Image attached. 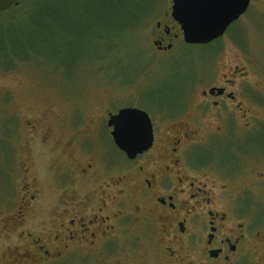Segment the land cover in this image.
I'll return each instance as SVG.
<instances>
[{
	"label": "flooded vegetation",
	"instance_id": "1",
	"mask_svg": "<svg viewBox=\"0 0 264 264\" xmlns=\"http://www.w3.org/2000/svg\"><path fill=\"white\" fill-rule=\"evenodd\" d=\"M168 19L167 25L157 22L152 33L159 53L183 43L170 11ZM211 74L184 85L175 108L143 105L137 95L132 106L104 110L83 134L69 119L63 151L69 160L55 177L70 180L75 174L78 190H95L61 197L47 221L52 232L48 226L39 233L25 228L38 204L27 182L29 170L21 164L15 208L0 211V241L14 227L26 229L16 236L25 248L9 249V264H264V142H257L260 132L264 136V98L237 66L215 79ZM122 109L144 112L151 124L149 148L133 158L115 146L108 126L109 117ZM26 125L28 141L37 136L48 141L37 121ZM102 126L114 157L103 144ZM6 128L10 135L0 131V144L9 145L0 147L4 164L10 160V137L20 136ZM217 142L228 146L224 161ZM11 172L4 169L5 181Z\"/></svg>",
	"mask_w": 264,
	"mask_h": 264
},
{
	"label": "rangeland",
	"instance_id": "2",
	"mask_svg": "<svg viewBox=\"0 0 264 264\" xmlns=\"http://www.w3.org/2000/svg\"><path fill=\"white\" fill-rule=\"evenodd\" d=\"M170 1L142 0L147 8L138 10L114 34L90 28L82 30L78 39L66 34L63 25L37 28V24L42 26L45 21L46 0H27L13 12H0V131L10 135L8 125L20 135L16 132L10 137V160L6 164L0 161V211L14 210L22 189L17 168L26 165L27 182L38 204V211L25 226L29 232L39 233L46 226L53 230L47 221L61 197L74 191L80 198L95 190H78L75 174H71L70 180L55 177L56 170L69 160V155L63 152L70 135L69 119L78 124L74 131L83 134L93 127V121L104 110L132 106L137 95L143 105L163 102L175 108V95H180V89L188 82L205 78L211 72L216 74L213 79L218 78L223 70L234 66L249 73V80L256 81L253 83L258 86V96L264 98V0H251L247 12L219 41L207 45L177 43L171 50L159 53L153 47L152 33L157 22L167 25ZM57 4L69 14H74L71 8L79 9L76 15H81L82 8L87 7L91 12L97 8L93 0H59ZM49 33L56 39L51 40ZM260 102L264 107V100ZM32 121L38 122L39 131L50 135L48 141L39 140L38 136L28 141L24 133L28 131L27 122ZM100 131L108 156H116L106 137V127L102 126ZM259 136L257 142L262 144L264 136L261 132ZM6 145L3 142L0 147ZM215 145L220 159H227V144ZM5 168L12 170L7 181ZM38 215L40 219L36 220ZM26 229L14 227L13 234L0 241V264H9V249L13 246L25 248L18 243H26H17L16 236ZM145 253L142 251L140 257H148ZM147 264L153 262L149 260Z\"/></svg>",
	"mask_w": 264,
	"mask_h": 264
},
{
	"label": "water",
	"instance_id": "3",
	"mask_svg": "<svg viewBox=\"0 0 264 264\" xmlns=\"http://www.w3.org/2000/svg\"><path fill=\"white\" fill-rule=\"evenodd\" d=\"M19 0H0V12ZM250 0H172L170 16L179 26L183 43L207 45L222 37L226 29L242 16ZM108 126L115 146L128 158L149 148L152 141L148 116L136 109H122L110 116Z\"/></svg>",
	"mask_w": 264,
	"mask_h": 264
},
{
	"label": "trees",
	"instance_id": "4",
	"mask_svg": "<svg viewBox=\"0 0 264 264\" xmlns=\"http://www.w3.org/2000/svg\"><path fill=\"white\" fill-rule=\"evenodd\" d=\"M26 1L27 0H19L17 4H15L6 12H13L12 10L17 6H20L21 8L22 3H25ZM58 2L59 0H46V3H48V8L44 14L45 21L42 23V26L41 24H37V28L41 29L46 25L59 27L63 25L65 33L76 39L80 38L82 30L86 31L90 28L92 30L95 28H101L100 30L104 31L105 33L112 32L114 34L115 30L125 27V25L128 23V20L132 19V17H135L134 15L138 13V10L142 11L147 8V4H144L142 0H93L95 3L94 6L97 7L95 11L91 12L87 7H85L82 8L85 10V14H83V10H81V15H76V12H78L79 9L76 10L75 8H71L74 14H69V12L60 10L59 7H57ZM70 2L71 1L67 2V4ZM96 12L97 14H95ZM130 25H128V27ZM131 29L128 30L133 32L137 28L133 30ZM125 31L126 30L122 32L124 34H128L129 31ZM49 34L50 35H48V37L51 40L56 39L53 34ZM55 49L56 51H59V48Z\"/></svg>",
	"mask_w": 264,
	"mask_h": 264
}]
</instances>
